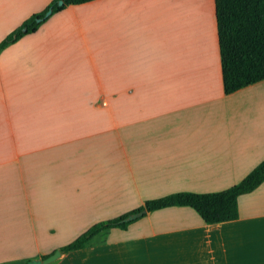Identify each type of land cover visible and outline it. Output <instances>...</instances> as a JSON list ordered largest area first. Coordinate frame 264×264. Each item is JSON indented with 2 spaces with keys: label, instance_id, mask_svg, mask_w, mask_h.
I'll list each match as a JSON object with an SVG mask.
<instances>
[{
  "label": "crops",
  "instance_id": "obj_1",
  "mask_svg": "<svg viewBox=\"0 0 264 264\" xmlns=\"http://www.w3.org/2000/svg\"><path fill=\"white\" fill-rule=\"evenodd\" d=\"M50 1L0 0V40ZM165 2L69 5L0 52V264L147 199L226 189L264 159V80L225 95L208 0L177 36ZM237 208L214 224L158 209L49 264H264V181Z\"/></svg>",
  "mask_w": 264,
  "mask_h": 264
},
{
  "label": "trees",
  "instance_id": "obj_2",
  "mask_svg": "<svg viewBox=\"0 0 264 264\" xmlns=\"http://www.w3.org/2000/svg\"><path fill=\"white\" fill-rule=\"evenodd\" d=\"M51 0L46 7L26 18L0 40V52L27 34L35 32L52 14L66 6L91 0ZM223 93L264 80V0H213ZM51 10L49 16L38 21ZM264 181V159L238 183L219 191H180L147 199L134 209L116 217L98 221L71 242L59 247L61 253L77 251L97 239L103 242L111 228L126 229L129 224L147 213L171 206L192 208L207 224L235 220L238 217L237 197L249 193ZM144 211L133 220H125L132 213ZM48 256V255H47ZM46 256L42 257L45 258Z\"/></svg>",
  "mask_w": 264,
  "mask_h": 264
},
{
  "label": "rangeland",
  "instance_id": "obj_3",
  "mask_svg": "<svg viewBox=\"0 0 264 264\" xmlns=\"http://www.w3.org/2000/svg\"><path fill=\"white\" fill-rule=\"evenodd\" d=\"M168 1H170L171 2V4H168ZM175 1V0H174ZM182 1L184 2V4L183 5H185L183 8H185V9H183V11H180V9L179 10H177V12H176V14H174L175 13V7H179V8H181V6H183V5H179V3H182ZM182 1H176V3H172L173 1H171V0H166V2H167V5H166V10H167V13H166V17L168 18L167 20H166V22H167V27H168V31H174V33H176V35H174V36H177V33H178V31H176V30H179L180 29V25H183V24H186L187 22H188V17H190V16H188V14L190 13V12H192V13H195V10H197L196 12L197 13H202L200 10H201V8L203 9L204 8V2H205V0H182ZM174 4H177V6H175V7H171V8H173L174 10H171V11H169L171 8H169V5H174ZM208 4H209V6L213 9V11H214V5H213V0H208ZM190 7V9H188V11H186V9L187 8H189ZM192 7H195V8H192ZM160 9H162V8H160ZM174 11V12H173ZM178 11H180V12H178ZM200 11V12H199ZM170 12H173V17L172 18H170V16H172V14L170 13ZM183 12V14L185 13V16L183 15L182 17L180 16V15H178V14H181ZM177 16L176 18H174V16ZM205 15V18L207 19L208 18V16L206 15V14H204ZM178 16L181 18V23L180 24H178V22L179 21H177L178 19H180V18H178ZM171 19H177V20H175V21H173L172 22V20ZM171 20V21H170ZM174 22H176V24L174 25V27H175V29L173 28V29H171V27L173 26V23ZM170 24H172V25H170ZM170 25V26H169ZM176 25H177V28H176ZM182 27V26H181ZM205 64H206V69L207 68H209V70H213V72H215V59H214V53L212 54L211 52H210V55H209V57H208V60L207 61H205ZM110 98H111V100L112 99H114V100H116L117 99V96L116 95H110Z\"/></svg>",
  "mask_w": 264,
  "mask_h": 264
},
{
  "label": "water",
  "instance_id": "obj_4",
  "mask_svg": "<svg viewBox=\"0 0 264 264\" xmlns=\"http://www.w3.org/2000/svg\"><path fill=\"white\" fill-rule=\"evenodd\" d=\"M62 0L58 1L59 5H62ZM51 13V10H48L45 15L42 18L37 19L38 21H41L43 19H45L47 16H49ZM144 211H140V212H136V213H132L129 214L125 220H133L135 218L140 217L141 215H143ZM61 255V252L59 251V249H56L53 253H51L50 255L46 256L45 258L42 259H31L29 261H27L26 264H49L55 260H57Z\"/></svg>",
  "mask_w": 264,
  "mask_h": 264
},
{
  "label": "bare ground",
  "instance_id": "obj_5",
  "mask_svg": "<svg viewBox=\"0 0 264 264\" xmlns=\"http://www.w3.org/2000/svg\"><path fill=\"white\" fill-rule=\"evenodd\" d=\"M171 1H173L172 3H176V1L178 2V1H182V0H175V1H174V0H171ZM165 3H166V5H167V2H165ZM168 4H171V2L168 1ZM180 4L183 5L184 2L182 1V3H179V5H180ZM175 6H177V4L169 5V8H171V7H175ZM184 6H185V5L181 6V8H179V7H175V13H174V14H176L177 10H179V9H180V11H183V9H185V8H183ZM192 8H195V7H192ZM187 9H190V7L187 8ZM171 10H174V9L171 8L169 11H171ZM180 11H178V12H180ZM196 11H197V10H195V12H196ZM173 12H174V11H173ZM173 12H170V13L172 14V16H170V18L173 17ZM176 15H177V14H176ZM176 15L174 16V18L177 17ZM178 15H180V16L182 17V16H183V12H182L181 14H178ZM178 18H180V17L178 16ZM171 20H172V22H173V21H175V20H177V19H174V20L171 19ZM171 20H170V21H171ZM177 21H179L178 24H180V23H181V18L178 19ZM175 24H176V22L173 23V26L171 27V29H173V28L175 29V27H174ZM181 24H182V23H181ZM170 25H172V24H170ZM170 25H169V26H170ZM196 25L198 26L199 24H196ZM181 26H182V27H183V26L185 27L186 25L183 24V25H180V27H181ZM176 28H177V25H176ZM192 28H194V26H193ZM197 28H199V27H196V28H194L193 30L196 31ZM180 29H181V28H180ZM199 29H200V28H199ZM175 30H176V29H175ZM182 30H184V28H182ZM176 31H179V30H176ZM180 31H181V30H180ZM172 32H173V31H172ZM196 32H197V31H196ZM198 32H199V31H198ZM178 33H179V32H178ZM182 33H183V32H182ZM196 34H197V33H196ZM199 34H200V33H199ZM174 35H176V34H173V36H174ZM175 38H176V37H175ZM173 39H174V38H173ZM189 39H190V38H189ZM174 43H175V42H174ZM184 48H185V47H184ZM186 50H187V49H185V51H186ZM192 50H193V48H192ZM192 50H190V51L193 52ZM183 51H184V50H183Z\"/></svg>",
  "mask_w": 264,
  "mask_h": 264
}]
</instances>
